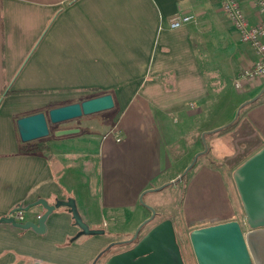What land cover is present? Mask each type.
Returning <instances> with one entry per match:
<instances>
[{
  "label": "crops",
  "instance_id": "1",
  "mask_svg": "<svg viewBox=\"0 0 264 264\" xmlns=\"http://www.w3.org/2000/svg\"><path fill=\"white\" fill-rule=\"evenodd\" d=\"M237 1L251 25L261 19L259 0ZM178 15L192 19L170 28ZM258 59L219 0H0V217L73 198L89 228L104 231L73 240L66 207L41 234L0 223V264H92L135 234L151 215L145 205L155 219L141 236L171 219L196 264L190 231L237 220L232 173L264 146V76L233 84ZM103 94L114 101L96 123L105 129L77 117L21 141L18 118ZM65 128L80 131L53 135ZM43 212L34 206L24 221Z\"/></svg>",
  "mask_w": 264,
  "mask_h": 264
},
{
  "label": "water",
  "instance_id": "2",
  "mask_svg": "<svg viewBox=\"0 0 264 264\" xmlns=\"http://www.w3.org/2000/svg\"><path fill=\"white\" fill-rule=\"evenodd\" d=\"M257 94L253 100L258 97ZM250 101L246 102L248 104ZM111 94H103L81 102H75L20 117L16 120L17 130L22 142H29L50 134V125L113 108ZM78 128H65L53 131L55 137L78 133ZM205 134V133H204ZM204 136V135H203ZM202 152H200L201 154ZM197 156L194 158V160ZM232 178L238 193L247 228H242L238 220L195 228L189 233V241L196 264H264V146L237 166ZM142 202V197L140 198ZM41 205L44 212L36 221L17 222L11 216L14 212H27ZM59 207H66L71 213L79 231L73 240L81 235L103 234L102 229H92L82 220L73 198L57 200L49 204L39 198L27 206L19 205L9 216L0 217V223H9L20 229H32L44 233L47 216ZM151 215L137 228L128 240L112 242L99 253L92 264H96L104 252L113 245L132 246L109 256L104 264H187L176 240L171 219L167 218L152 226L144 236L137 239L142 226L155 216V210L145 205Z\"/></svg>",
  "mask_w": 264,
  "mask_h": 264
},
{
  "label": "built area",
  "instance_id": "3",
  "mask_svg": "<svg viewBox=\"0 0 264 264\" xmlns=\"http://www.w3.org/2000/svg\"><path fill=\"white\" fill-rule=\"evenodd\" d=\"M221 8L227 18L232 22L235 29L238 31L242 41L249 42L256 50L260 59H258L250 68L244 70L235 80L233 84L236 89H242L245 83H248L254 77L264 76V0H259L258 11L261 19L254 25H251L244 15L242 8L237 0H219ZM192 19L191 16H174L169 21V27L172 29L179 28L183 24L189 22ZM117 142L121 141V137L118 134H114ZM17 222L24 221V212L17 211L13 214ZM241 225L246 224V218L240 221Z\"/></svg>",
  "mask_w": 264,
  "mask_h": 264
},
{
  "label": "rangeland",
  "instance_id": "4",
  "mask_svg": "<svg viewBox=\"0 0 264 264\" xmlns=\"http://www.w3.org/2000/svg\"><path fill=\"white\" fill-rule=\"evenodd\" d=\"M105 112H107V110L106 111H101V112H97V113H93V114H91V115H82V116H80V117H78V118H82V120H87V119H89V118H91L90 120L93 122V124L91 125L92 126V130L93 131H100V130H102V129H105V126H98L96 123L100 120V118H101V116L103 115V114H105ZM102 114V115H101ZM105 116V115H104ZM103 116V117H104ZM70 120H72V119H70ZM74 121H64V122H59L58 124H60V126L61 127H66V126H69V125H71V124H75L76 122H75V120H77V119H73ZM91 130V129H90ZM91 130V131H92ZM230 186H231V192L233 193V197H234V199H235V201L233 202L234 203V207H235V205H236V212H235V215H236V218H237V220L240 222L241 221V219L243 218V209H242V205H241V202H240V199H239V197H238V193H237V191H236V189H235V186H234V182L233 181H231L230 182ZM153 219V218H152ZM155 219V218H154ZM154 219H153V221H154ZM153 221H152V224H153ZM151 222V221H150ZM149 223V222H148ZM148 226V225H147ZM146 225H144L143 226V230L138 234L139 235V238H141L142 236H141V234H143L144 233V231L146 230V228H148ZM242 228H247V225H242ZM178 229L176 228V232L178 233V231H177ZM141 236V237H140ZM138 238V239H139ZM177 239V238H176ZM179 240L178 241H185V244L186 245H189L187 242H186V240H187V237H179L178 238ZM113 246H119L120 248H122L123 246H124V244H121V245H113ZM113 246H111L109 249H111ZM126 246H128V247H131L132 246V244H129V245H126ZM107 247V246H106ZM108 250V249H107ZM106 250V251H107ZM105 251V252H106ZM187 264H194V261L193 260H191V262L189 261V262H187Z\"/></svg>",
  "mask_w": 264,
  "mask_h": 264
},
{
  "label": "trees",
  "instance_id": "5",
  "mask_svg": "<svg viewBox=\"0 0 264 264\" xmlns=\"http://www.w3.org/2000/svg\"><path fill=\"white\" fill-rule=\"evenodd\" d=\"M33 147H35V146H30V148H31V150L30 151H35L37 148H33Z\"/></svg>",
  "mask_w": 264,
  "mask_h": 264
},
{
  "label": "flooded vegetation",
  "instance_id": "6",
  "mask_svg": "<svg viewBox=\"0 0 264 264\" xmlns=\"http://www.w3.org/2000/svg\"><path fill=\"white\" fill-rule=\"evenodd\" d=\"M130 248V247H129Z\"/></svg>",
  "mask_w": 264,
  "mask_h": 264
}]
</instances>
